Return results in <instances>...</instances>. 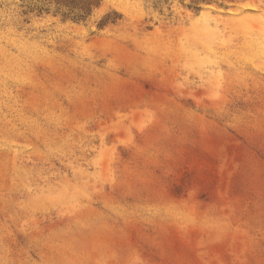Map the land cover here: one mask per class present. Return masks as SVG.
<instances>
[{"label":"rangeland","instance_id":"374dc122","mask_svg":"<svg viewBox=\"0 0 264 264\" xmlns=\"http://www.w3.org/2000/svg\"><path fill=\"white\" fill-rule=\"evenodd\" d=\"M0 264H264V0H0Z\"/></svg>","mask_w":264,"mask_h":264}]
</instances>
